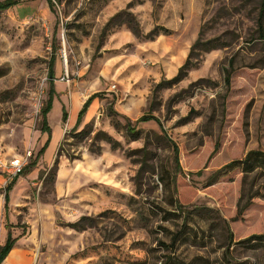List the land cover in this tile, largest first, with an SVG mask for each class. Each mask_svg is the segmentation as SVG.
<instances>
[{
	"label": "rangeland",
	"instance_id": "obj_1",
	"mask_svg": "<svg viewBox=\"0 0 264 264\" xmlns=\"http://www.w3.org/2000/svg\"><path fill=\"white\" fill-rule=\"evenodd\" d=\"M261 1L52 0V12L47 0H20L0 11V143L7 150L30 151L29 163L45 141L40 111L52 55L68 114L71 96L100 93L77 127L58 123L55 104L48 121L58 123V143L16 178L11 221L0 172V246L7 226L22 237L8 264H264V169L243 176L226 168L212 178L249 150L264 153ZM154 27L168 32L146 38ZM200 33L224 46L202 52L180 82L154 90L176 74ZM111 106L132 120L138 138ZM144 113L159 122H135ZM82 216L85 227L73 228Z\"/></svg>",
	"mask_w": 264,
	"mask_h": 264
},
{
	"label": "trees",
	"instance_id": "obj_2",
	"mask_svg": "<svg viewBox=\"0 0 264 264\" xmlns=\"http://www.w3.org/2000/svg\"><path fill=\"white\" fill-rule=\"evenodd\" d=\"M20 0H1L0 1V11L9 9L10 7H12L16 2H18ZM49 7L51 9L52 12H54L53 9V2L52 0H47ZM125 11H120L117 12L116 14H114L113 16H111L108 21L105 23L104 28H107L111 23H113V21L115 20L116 17H118L121 13H124ZM132 21L129 20L128 24L130 29L132 30V32L136 35L139 36L140 33V29H139V25L137 22L135 23H131ZM161 30V32H168L166 28H158V27H154L152 30H150L147 34H145L144 36L146 38H153L155 35L159 34V30ZM256 38L260 39L263 44H264V0L261 1L260 3V8H259V12H258V18L256 21ZM220 46H224V42L223 41H218L217 38H204L202 36V33H200L198 35V37L195 39V41L192 43V45L189 48L188 54L184 60V62L178 67L177 72L174 76H172L169 79H162L160 80L158 83H156V85L154 86V90H159L161 88L164 87H170L173 84H176L178 82H180L188 73V71L193 68L194 66L197 65L200 55L202 52H206L209 51L211 49H215L218 48ZM54 60L55 57L52 55L49 63H48V82H49V91H48V97L47 100L45 102V105L41 108L40 111V115H41V130L44 132H47L48 137L46 142L44 143V145L39 149V151L36 153L34 159H32L23 169L22 174H25L31 167H33L37 161L38 156L45 150L46 146L49 143V138H50V134H51V129L47 123V113L51 108L52 105V100H53V96H54V88H53V64H54ZM232 67H233V59L230 58L229 59V68H225L224 69V83L227 86V88H229L230 86V80H231V74H232ZM100 95V93L95 92L93 94H91L86 100L85 102L82 104L80 110L78 111V115H77V124L80 123V121L82 120L83 116L86 113V110L88 108V106L91 104L92 100L96 97H98ZM110 112L111 114L114 115H119L121 117H123L125 119V124H124V129L127 131L128 134L131 135L132 139H136L138 138V135L140 133L139 129H136L135 126L132 123V120L129 119L128 117L121 115L118 111H116L112 106L110 107ZM62 118L65 121L67 119V111L65 109L62 110ZM147 119H155L159 122L158 118L155 117L154 115H151L149 113H144L142 114L137 120H135V122L141 121V120H147ZM76 124V125H77ZM160 124V123H159ZM161 126V125H160ZM97 132L95 133V136H97ZM104 139L110 144V147L112 149H117L120 147V143L119 141L111 138L109 135H105ZM143 148L140 149H134L133 151L138 152L140 150H142ZM98 150V149H97ZM175 153H177V148L175 147ZM176 159V158H175ZM177 161V159H176ZM226 168H230L233 170H238L240 173L243 174V176L251 174V173H259L260 170L264 169V153L260 150L257 149H252L249 150L245 156L241 159H236V160H232L230 162H228L227 164H225L221 169L217 170L214 173V177H212L213 179H216L217 175ZM17 177H15L12 181H10L5 189H4V205L7 208V203L9 200V190L11 189L12 185L14 184L15 180ZM248 204V203H246ZM246 204L244 205L243 209L246 207ZM88 220L87 216H82L79 220H77L76 222L72 223V227L75 229H82L85 227L86 225V221ZM264 236V235H262ZM261 235H258V237H256L257 239H261L262 238ZM16 238L12 237V233L11 231L8 229L7 233H6V238L4 243L0 246V264L2 263V261L4 260L5 256L8 254V252L11 250V248L14 246ZM13 250V249H12ZM11 250V251H12ZM227 252V251H226ZM226 255H228L226 253Z\"/></svg>",
	"mask_w": 264,
	"mask_h": 264
},
{
	"label": "crops",
	"instance_id": "obj_3",
	"mask_svg": "<svg viewBox=\"0 0 264 264\" xmlns=\"http://www.w3.org/2000/svg\"><path fill=\"white\" fill-rule=\"evenodd\" d=\"M54 65V64H53ZM53 71H54V67H53ZM54 79V78H53ZM62 79V81L63 82H65V80L63 79V77L61 78ZM49 83V82H48ZM67 83V82H66ZM68 84V83H67ZM53 88H54V91H55V93H54V96H53V100H52V105H51V108H50V110L48 111V113H47V123H48V125H49V127H50V129H51V134H50V138H49V143H48V145L46 146V148H45V150L38 156V158H37V161H36V163H35V165L33 166V167H31L24 175H27V174H30L31 172H32V170L36 167V165H37V163H38V160H39V158L41 157V156H45L46 157V159L47 158H50V156H51V154L53 153V151H54V149H55V147H56V145H57V143H58V141H57V139H58V136H57V130H58V123L60 122V121H63V118H62V110L63 109H65L66 111H67V109H66V107H65V99H64V97H65V94H63V93H61V91L57 88V87H55V84H54V82H53ZM48 91H49V88H48ZM74 93V92H73ZM93 93H95V92H93ZM93 93H91V94H93ZM90 94V95H91ZM71 95H72V93H71ZM90 95H88L87 96V98L90 96ZM86 98V99H87ZM85 99V100H86ZM95 99V98H94ZM93 99V100H94ZM85 100L83 99V100H80L79 99V97L77 96V94H75V95H73V97L71 96V102L73 103V105H74V111H73V113H70V114H68V112H67V119L65 120L66 121V124H67V126H69V127H74V126H79L80 125V123L82 122V120H83V118H82V120L80 121V123L79 124H77L76 122H77V115H78V111L80 110V108H81V106H82V104L85 102ZM92 100V101H93ZM57 102H59L60 104H59V107H60V112H59V117H58V123L55 125V126H53L52 124H50L49 123V121H48V115L50 114V113H52V110H53V107L55 106V104L57 103ZM92 103V102H91ZM90 106V105H89ZM88 106V107H89ZM88 109V108H87ZM87 111V110H86ZM117 111V110H116ZM122 113H124V114H126L125 112H122ZM84 117V116H83ZM77 124V125H76ZM40 131L42 132V133H46V138H45V141L43 142V144L41 145V147L44 145V143L46 142V140H47V137H48V134H47V132H44V131H42L41 130V128H40ZM55 132H56V136H54V134H55ZM54 133V134H53ZM40 147V148H41ZM4 148H5V152H6V155H8V156H11V155H16V153H13V152H11V151H9V150H7L6 149V147L4 146ZM39 148V149H40ZM39 149H38V151H39ZM37 151V152H38ZM36 152V153H37ZM36 153H35V155H36ZM0 172L2 173V171H1V169H0ZM0 173V179L2 178V174ZM16 181H17V179L15 180V182H14V184L12 185V187H11V189L9 190V200H8V203H7V208L5 207V205H4V209H5V218H6V220L7 221H9L10 220V217H9V215H8V206L10 205V191L12 190V188H13V186L15 185V183H16ZM11 221V220H10ZM9 223H7L6 225H8ZM8 227V226H7ZM6 227V233H7V230L9 229L10 231H11V229L10 228H7ZM6 233H5V238H6ZM12 233V232H11ZM15 238H16V240H15V243H14V246L11 248V250L8 252V254L5 256V258H4V260L2 261V263L1 264H8L9 262H13V257H12V255H13V253H14V250H16V248H17V243L18 242H20L21 241V239L20 238H22L21 237V235L18 237V236H15ZM4 241H5V239H4ZM4 243V242H3ZM25 248H22L21 249V256H22V258L24 259V260H28V256H27V253H26V251L24 250Z\"/></svg>",
	"mask_w": 264,
	"mask_h": 264
},
{
	"label": "built area",
	"instance_id": "obj_4",
	"mask_svg": "<svg viewBox=\"0 0 264 264\" xmlns=\"http://www.w3.org/2000/svg\"><path fill=\"white\" fill-rule=\"evenodd\" d=\"M63 79L68 81V74L64 75ZM30 155L31 152L29 151L27 154L23 155L16 154L8 156L6 155L4 146L0 143V169L2 173L5 174V180H7L8 183L22 174L24 167L28 164Z\"/></svg>",
	"mask_w": 264,
	"mask_h": 264
}]
</instances>
